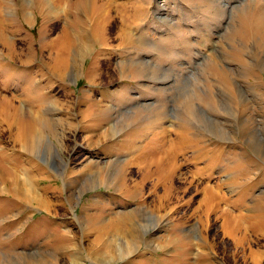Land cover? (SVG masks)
Here are the masks:
<instances>
[{"label": "rangeland", "instance_id": "1", "mask_svg": "<svg viewBox=\"0 0 264 264\" xmlns=\"http://www.w3.org/2000/svg\"><path fill=\"white\" fill-rule=\"evenodd\" d=\"M262 219L264 0H0V264H264Z\"/></svg>", "mask_w": 264, "mask_h": 264}, {"label": "bare ground", "instance_id": "2", "mask_svg": "<svg viewBox=\"0 0 264 264\" xmlns=\"http://www.w3.org/2000/svg\"><path fill=\"white\" fill-rule=\"evenodd\" d=\"M237 92H238V91H237ZM240 93H241V92H240ZM223 94H224V92H223ZM223 94H222V96H223ZM242 94H243V93H242ZM220 97H221V96H219V98H220ZM225 97H226V96H225ZM219 98H218V100H220ZM223 98H224V96H223ZM241 98H242V97H241ZM242 99H243V98H242ZM222 100H223V99H222ZM227 103H229V102H227ZM221 105H222V104H221ZM231 107H232V106H231ZM222 108L224 109L225 112H226V111H227V112L229 111V110H228L229 108H227L226 106H225V107L223 106ZM214 109H215V108H214ZM231 110H232V109H231ZM221 112H222V111H221ZM12 113H15V114H16V112H12ZM219 113H220V112H219ZM219 115H220V114H219ZM225 115H227V114H225ZM234 115H235V114H234ZM236 117H237V116H236ZM218 119H219V118H218ZM252 120H253V119H252ZM254 121H255V120H254ZM255 122H256V121H255ZM216 124H217V123H216ZM254 124H255V123H254ZM254 128H255V127H254ZM254 128L252 127L251 132H250V134H249V136H250V140L252 141V143H254V141H253L254 139H253V138H254V136H255V134L253 133ZM217 129H218V128H217ZM19 130H20V129L18 128V131H19ZM252 130H253V131H252ZM218 132H219V131H218ZM182 133H183V132H182ZM23 136H24V135H23ZM23 136H22V137H23ZM32 137H34L33 140H32V141H34L35 136L32 135ZM32 137H31V139H32ZM37 139H38V138H37ZM35 142H36V141H35ZM35 142H33V144H34ZM36 143H37V142H36ZM36 143H35V144H36ZM48 145H49V144H48ZM186 146H187V145H186ZM220 147H221V146H220ZM217 149H218V148H217ZM221 149H222V148H221ZM222 151H223V149H222V150H217V151H215V152L218 153V152H222ZM232 153H233V152H232ZM214 155L216 156L217 154H214ZM235 155H236V154H235ZM238 155H239V154H238ZM200 156H201V155H200ZM204 156H205V155H204ZM211 156H212V155H211ZM239 158H240V157H239ZM211 159H212V158H211ZM225 159H226V158H225ZM155 160H156V159H155ZM217 160H218V159H217ZM155 163H156V162H155ZM159 163H160V162H159ZM159 163H158V164H159ZM158 164H157V165H158ZM148 165H149V164H148ZM161 165H162V164H161ZM173 167H174V166H173ZM172 169H173V168H172ZM174 169H175V167H174ZM152 170H153V169H152ZM152 170H151V171H152ZM158 170H159V169H158ZM143 171H144V170H143ZM151 171H150V172H151ZM169 171H170V170H169ZM169 171H168V172H169ZM170 172H171V171H170ZM174 172H175V170H174ZM157 173H158V171H157ZM145 174H146V173H145ZM158 175H159V174H158ZM166 175H167V174H166ZM169 176H170V175H169ZM167 179H168V178H167ZM162 181H163V180H162ZM157 183H158V182H157ZM160 183H161V182H160ZM213 193H214V192H213ZM222 195H223V194H222ZM222 195L219 194V193H216V194H215L216 199L214 198L215 200H214V202H213V204H212V206H214V207L216 208L217 212H221V214H222V213H225L224 209L222 208V202H221V201H222V199L224 198ZM160 198H161V197H160ZM217 200H218V201H217ZM213 209H214V208H213ZM228 212H229V211H228ZM215 213H216V212H215ZM227 214H229V213H227ZM223 217H224V216H223ZM233 218H234V217H233ZM236 218H237V217H236ZM262 220H263V221H262V223H263V222H264V219H262ZM238 222H239V220H238ZM223 223H224V222H223ZM240 224H241V223H240ZM224 225H225V224H224ZM257 225H258V224H257ZM263 226H264V224H263ZM225 227H227V228H226V231H228V232H229L230 230H231V231L233 230V229H231V228L229 227L228 224L225 225ZM228 227H229V229H228ZM235 227H238V226H235ZM240 227H241V225H240ZM240 227H239V228H240ZM241 229H242V228H241ZM256 229L259 230V227L256 226ZM224 230H225V229H224ZM234 230H236V229L234 228ZM246 230H247V229H246ZM231 231H230V233H231ZM240 239H241V238H240ZM244 239H245V237H244ZM241 241H242V239H241ZM128 244H129V243H128ZM130 247H133V246L130 245Z\"/></svg>", "mask_w": 264, "mask_h": 264}]
</instances>
